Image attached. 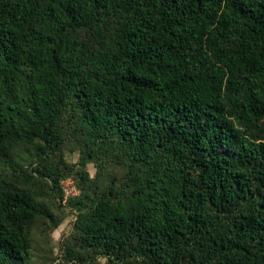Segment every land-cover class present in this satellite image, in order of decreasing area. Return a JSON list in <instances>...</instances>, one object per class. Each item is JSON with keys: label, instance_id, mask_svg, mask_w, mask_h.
Wrapping results in <instances>:
<instances>
[{"label": "trees", "instance_id": "obj_1", "mask_svg": "<svg viewBox=\"0 0 264 264\" xmlns=\"http://www.w3.org/2000/svg\"><path fill=\"white\" fill-rule=\"evenodd\" d=\"M50 195L63 264H264V0H0V264Z\"/></svg>", "mask_w": 264, "mask_h": 264}, {"label": "rangeland", "instance_id": "obj_2", "mask_svg": "<svg viewBox=\"0 0 264 264\" xmlns=\"http://www.w3.org/2000/svg\"><path fill=\"white\" fill-rule=\"evenodd\" d=\"M65 161L71 165L77 164L80 154L77 151H69L64 154ZM37 152L35 149H21L15 152L12 164L19 166L25 171L32 170L31 165H37ZM92 177L96 176L97 169L93 164L88 166ZM111 176L121 177L123 171L112 165L110 167ZM75 181L74 179H71ZM76 183V182H75ZM77 185V184H76ZM80 193L79 188H77ZM57 195H50L46 202L51 209L55 208L57 220H61L60 226L53 230L50 220L40 219L30 228V236L33 239V248L31 250L30 264H63L65 261V248L73 241V221L74 209L68 204L60 203ZM105 263V260H102Z\"/></svg>", "mask_w": 264, "mask_h": 264}, {"label": "built area", "instance_id": "obj_3", "mask_svg": "<svg viewBox=\"0 0 264 264\" xmlns=\"http://www.w3.org/2000/svg\"><path fill=\"white\" fill-rule=\"evenodd\" d=\"M64 192L66 196H76L79 194L77 187L73 180L69 179L64 184Z\"/></svg>", "mask_w": 264, "mask_h": 264}]
</instances>
